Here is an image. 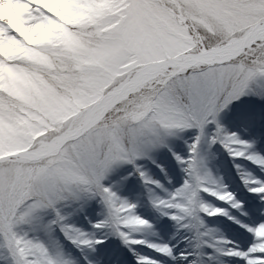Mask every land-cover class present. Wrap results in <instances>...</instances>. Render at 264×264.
Instances as JSON below:
<instances>
[{
    "label": "snow or ice",
    "instance_id": "1",
    "mask_svg": "<svg viewBox=\"0 0 264 264\" xmlns=\"http://www.w3.org/2000/svg\"><path fill=\"white\" fill-rule=\"evenodd\" d=\"M0 264H264V0H0Z\"/></svg>",
    "mask_w": 264,
    "mask_h": 264
}]
</instances>
